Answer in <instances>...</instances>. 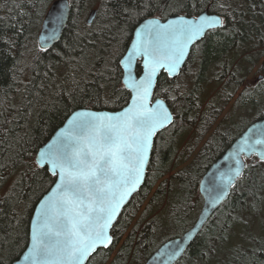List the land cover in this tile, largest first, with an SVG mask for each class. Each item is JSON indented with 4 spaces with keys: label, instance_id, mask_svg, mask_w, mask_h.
<instances>
[{
    "label": "trees",
    "instance_id": "16d2710c",
    "mask_svg": "<svg viewBox=\"0 0 264 264\" xmlns=\"http://www.w3.org/2000/svg\"><path fill=\"white\" fill-rule=\"evenodd\" d=\"M54 1L0 0V264H13L26 250L35 208L56 181L37 165L39 149L75 110H120L129 103L120 63L139 24L208 8L224 19L194 46L178 78L161 74L155 98L167 102L175 120L157 136L145 184L115 224L113 245L87 263L144 264L193 226L208 168L264 117V79L248 84L261 62L264 78V0H101L91 25L89 0H71L62 39L44 50L38 36ZM238 109L252 117L236 120ZM263 205L264 162L248 161L227 202L177 264H264V227L262 238L248 234L251 244L232 241L240 215L260 214Z\"/></svg>",
    "mask_w": 264,
    "mask_h": 264
},
{
    "label": "snow or ice",
    "instance_id": "6c2138e0",
    "mask_svg": "<svg viewBox=\"0 0 264 264\" xmlns=\"http://www.w3.org/2000/svg\"><path fill=\"white\" fill-rule=\"evenodd\" d=\"M216 23L214 17H202L196 26L191 21L166 26L148 21L136 32V43L124 63L126 80L135 92L131 106L118 115L78 113L71 127L39 153L37 164L50 165L59 182L32 227L31 247L24 257L29 264H83L99 246L111 244L108 230L141 182L152 137L172 122L162 101L149 106L155 77L161 69L176 73L189 45ZM136 57L143 58L138 80L133 75ZM256 145L264 146V139L249 146L264 162V152Z\"/></svg>",
    "mask_w": 264,
    "mask_h": 264
},
{
    "label": "water",
    "instance_id": "95a60500",
    "mask_svg": "<svg viewBox=\"0 0 264 264\" xmlns=\"http://www.w3.org/2000/svg\"><path fill=\"white\" fill-rule=\"evenodd\" d=\"M70 13H71V0H55L44 20L41 26V30L39 32L38 36V42L42 49H50L54 45L60 42V40L63 37L64 31L68 25L69 19H70ZM98 14V10L94 9L90 12L87 23L89 25L93 24ZM202 17H214L218 23L214 24L212 27H206L203 34H201L199 37H197L193 43H191L186 50V54L184 57V61L179 66V69L176 73L169 75L164 70H160L155 77L154 80V87L151 91V95L149 97L151 104L150 107H155L157 101H162L165 105V107L168 109L169 113L171 114V123L165 124L163 127L159 128L156 133L152 137V146L151 150L149 152V158L148 162L145 166L144 173L141 179V182L137 185L135 191H133L125 200V202L121 205L117 216L114 218L113 223L111 227L109 228V234L112 236V242L108 247L99 246L96 250L91 252L83 261V264H87L89 260L100 250V249H109L113 243L114 238L112 235L113 228L115 224L118 222L124 208L128 205V203L131 201L133 196L137 194L140 189L145 184L148 168L152 159V154L155 146V142L157 139V136L170 127L174 120L175 116L170 109L167 102L162 98H155V92L157 88V84L159 81V78L162 73H166L167 76L170 79H176L178 78L191 54L194 46H196L198 43H200L206 35L215 29H219L223 26V18L217 14H213L210 12V9H206L204 12L199 14L198 16H187V15H175L170 16L167 19H161V18H149L144 20L142 23L139 24V26L136 28L132 41L130 43V46L126 52V54L121 59V68L123 70V84L128 92L131 94V98L129 103L120 110H108V109H102L97 110L93 108H80L75 110L65 121V123L52 135V137L49 139V141L43 145L36 156V163L39 160V153L41 151L47 150L48 146L51 145L54 141H56L62 132L66 131L68 128L71 127L70 121H73L74 118L77 117L78 113H96V114H109V115H118L119 113L123 112L125 109L131 106L132 99L135 96V92L132 91L131 82H128L126 80V72L124 68V63L126 62V58L128 57L129 53L132 51V45L136 43L137 37L136 32L139 30H142L144 27L148 26V21H159V24L161 26L169 25L173 22H175L177 25H179L182 21H191L193 22V26H196V22L200 20ZM156 27V26H152ZM162 30V29H161ZM143 65V58L142 57H136L133 61V75L138 80L140 76L143 75V72L138 73L139 66L142 68ZM256 139H264V117L259 118L252 122L232 143V145L208 168L206 174L203 176L200 182V194L203 199V204L201 206L199 215L194 222L193 226L188 229L186 232H184L182 235L170 238L165 243H163L149 258L144 264H177L186 254L187 250L190 248V246L195 242L197 237L200 235V233L203 231L207 223L210 221L212 216L215 214L217 210H219L224 203L227 202L229 199L232 189L237 184L238 180L242 178L244 175L246 168H247V160H253L257 159L261 161L260 157L256 154V152L252 151L250 149V145H254V141ZM247 140V144H245V141ZM259 151L264 152V146L256 145L255 146ZM243 148V151L241 149ZM262 162V161H261ZM38 165V164H37ZM39 166V165H38ZM40 167V166H39ZM40 168H47L49 173L56 178V181L54 185L51 187V189L42 197V199L38 202L35 211L32 216L31 220V226H30V240L28 247L23 252V254L20 256L18 260H16L13 264H29L28 261L24 259V257L27 255L29 248L31 247V232L32 227L34 223L38 220L39 212L41 209V205L53 195L55 191L56 184L59 182L58 176L53 175V169L50 165H46L45 167ZM239 169V175L237 176L236 170ZM229 177H232V183L229 185L227 183V179ZM221 189L224 191L221 192ZM219 195V199H215ZM174 253V254H173Z\"/></svg>",
    "mask_w": 264,
    "mask_h": 264
},
{
    "label": "rangeland",
    "instance_id": "374dc122",
    "mask_svg": "<svg viewBox=\"0 0 264 264\" xmlns=\"http://www.w3.org/2000/svg\"><path fill=\"white\" fill-rule=\"evenodd\" d=\"M100 2L101 0H89L90 9L91 10L98 9ZM262 63L263 62H261L260 65ZM260 65L259 67L255 68V70L252 72L251 76L248 79V84L251 83L250 85L251 87H257L260 84L261 80L264 79L263 73L259 71ZM245 90L246 88L239 90L237 95H235L230 106L227 107V109L225 110V113L223 117L221 118V120H224L230 115L231 110L236 105V102L240 99L241 95L243 94ZM237 111L238 113L236 116L237 118L236 120L241 119L242 116H245V118L247 119L252 117V115H249L248 111L246 110L238 109ZM219 123H220V120L217 122L216 126L213 127L212 131L203 139V141L201 142L200 146L197 149V152H199V150L202 148L204 143L207 141V139L209 138V136L211 135V133L213 132V130L217 127ZM250 163L256 164L257 159L251 160ZM177 170L178 168L174 170L173 173H175ZM260 211H261L260 214L256 213L255 211H252V212L245 211L244 215H240V217H242V222H241L242 225H240V229H237L236 231L232 232V241L233 243H235L233 244L234 246L236 245V243L241 242L242 240L247 241L248 244H251L252 240L250 241L249 239H246L248 234H250V236H254L255 238H262L260 230L264 227V205L262 206Z\"/></svg>",
    "mask_w": 264,
    "mask_h": 264
}]
</instances>
